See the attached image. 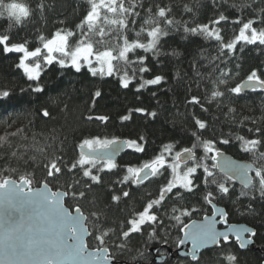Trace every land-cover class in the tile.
I'll list each match as a JSON object with an SVG mask.
<instances>
[{"label": "trees", "instance_id": "16d2710c", "mask_svg": "<svg viewBox=\"0 0 264 264\" xmlns=\"http://www.w3.org/2000/svg\"><path fill=\"white\" fill-rule=\"evenodd\" d=\"M5 2L23 3L33 10L20 24L10 21L7 14L0 16V35H9L10 43H20L23 38H27L29 50H34L37 46L42 48L39 36L50 39L60 29L77 33L69 38L70 45L75 46L79 39L77 25L89 7L86 0ZM41 2L45 5L42 13L37 7ZM143 4L145 9L151 6L153 12L156 11V5L170 6L169 15L181 24L187 22L189 27L207 24L210 30L219 29L224 43L239 35L243 22L264 16V0H227V3L216 0L215 5L213 0H143ZM242 5L250 6L241 8ZM141 12L143 16V10ZM220 14L227 16L228 21L221 22L220 25L212 24L211 21ZM237 19L241 23H232ZM141 22L137 19V30ZM10 24L14 26L10 27ZM253 27L259 29L264 24L257 20ZM183 35L181 29L163 38L161 50L169 53L168 55L153 58L151 54H147L145 66L150 71L142 74L143 79L162 75L165 81L160 85L146 86L139 92L136 89L143 82L140 74L132 79L128 88H122L119 74L110 77H101L99 74L92 76L85 66L77 73L72 68L61 69L54 63L43 66L41 72L40 83L45 91L33 94L29 89L35 82L29 81L23 69L18 67L23 54H5L0 46V91L10 92V97L0 102V137H5L9 142L0 147V175H10L17 181L21 175H29L33 180L32 187L40 186L47 179L53 191H67L69 184L75 185L74 191H85L86 196L82 199L67 197L65 205L69 209L79 206L88 218L86 224L92 232L87 240L88 247H97L99 242L94 239L99 234L97 229L100 232L109 230L106 244L110 253L115 254L116 260L129 264H154L153 256L147 252L151 247L166 246L171 250L176 249L183 225L173 219L174 215L181 216L184 210L197 209L190 216H181L187 224L211 213L209 204L202 198L205 193L202 183L204 173L199 168L193 177L194 183L199 185L195 195L184 193L183 199H177L174 193L183 192V189H174L172 194H166L164 201L160 205H154L151 210L157 216V221L143 224L140 232L132 233L123 241L124 247H114V244L121 243V226L123 225V230H129V221L136 219L148 203L159 199L160 188L174 178L169 166L175 162L177 152H182L186 147L192 148L196 143V137L192 133L198 131L195 124L197 119L206 124V128L199 133L201 138L212 141L220 151L237 160L252 162L251 155L242 150L238 136L246 139L261 138L259 151L264 152V90L241 93L239 96L229 92L230 88L247 80L252 71H256L264 79V45H244L241 41L231 54L225 49V55L221 57L220 42L214 38L190 36L185 40ZM131 36L132 34L130 38ZM90 38L93 41L100 39L95 35ZM173 49L179 53L178 56L170 54ZM137 54L145 55L142 50H137ZM131 58L135 59L136 56L131 55ZM33 62L32 59L28 61L30 65ZM221 71L228 75L221 77ZM197 72L201 75L198 76ZM220 78L226 82L219 84ZM21 89L25 91L22 92ZM97 90L101 92L100 97L94 96ZM214 90L223 92V95L212 99L211 92ZM192 96H197L201 103L189 104L187 101ZM138 108H143L145 112H137ZM45 109L50 113L48 117L42 115ZM151 112L157 113L155 118L148 115ZM89 116L93 119L89 120ZM96 116L108 119L100 121L95 119ZM124 116L129 119L123 120ZM257 128L260 129L259 134L255 131ZM13 133L16 135H12ZM113 138L136 140L144 151L138 153L127 148L116 160L117 168L111 172L105 169L99 173L102 183L92 185L89 191L84 185L90 181L82 176V169L79 166L72 172L67 169L79 160V145L84 140ZM221 139H228L229 143L220 144ZM166 146H171V151ZM40 149L43 151H39ZM13 152L16 153L15 157L12 156ZM194 152L197 159L211 166L212 161L204 158L206 155L211 156V153L206 154L202 146L195 148ZM161 154L166 166L160 169V175L151 177L142 184H133L134 177L127 172V168H140ZM57 158L62 174L58 180H53L46 177L47 169L44 165ZM260 164H264V160L258 161L257 166ZM191 165L192 161L188 166ZM96 167L101 165L97 164ZM184 167L180 166V170ZM92 171L96 174L95 168ZM213 171L219 180H224L221 173L215 169ZM124 176L130 177L126 183L123 182ZM228 186L230 195L217 199L214 203L224 208L228 224H245L255 230L254 248L241 251L236 242L230 240L226 244L221 243L218 248L201 253L196 263L174 257L167 258L162 264H229L226 259L228 255L236 257L234 264L263 263L264 199L259 197L258 192L254 194L255 198L241 195L242 187L235 183L228 182ZM212 189L215 190L214 185ZM122 191H128L129 196L123 197ZM113 194L121 197L119 203L113 202ZM174 207L179 211L174 213ZM93 213L99 214L100 219L97 220ZM111 230H115V234ZM158 253H164V250L159 249Z\"/></svg>", "mask_w": 264, "mask_h": 264}, {"label": "snow or ice", "instance_id": "6c2138e0", "mask_svg": "<svg viewBox=\"0 0 264 264\" xmlns=\"http://www.w3.org/2000/svg\"><path fill=\"white\" fill-rule=\"evenodd\" d=\"M224 2L227 3V0ZM86 3L89 7L86 15L77 25L79 39L75 46L69 43V38L77 35L72 30H57L50 39L43 35L39 36V41L44 50L43 55L40 46L34 50H29L27 38H23V42L20 43H10L9 35H0V46H2V51L5 54H23L18 67L23 69L29 81L35 82L30 85L31 93L42 94L45 91L40 83L41 72L43 66H51L54 63L59 65L61 69L72 68L77 73L81 72L86 65L92 76L99 74L101 77L105 75L110 77L119 74L122 88H128L132 79L140 74L143 82L136 89L137 92L146 86L160 85L165 81V77L162 75L143 79L142 74L150 71L145 66L146 56L151 54L153 58H157L161 55H168L169 53L161 50L162 40L164 37L181 31V29L185 40L190 36H202L205 39L214 38L220 42L219 55L221 57L225 55V49H227L228 54H231L241 41L244 45H264V27L259 29L253 27L257 20L264 24V16L258 17L257 20L249 19L247 22H243L242 27L239 28V35L234 40L224 43L219 29L212 28L210 30L207 24L189 27L187 22L181 24L180 21L175 20L169 15L170 6L156 5V11L153 12L151 6L144 8L143 0H86ZM215 3L216 0H213L214 5ZM245 6L250 5L240 7ZM37 7L42 13L45 5L41 2ZM232 7H236V5H232ZM141 10H143V16ZM186 10L191 11L190 8H186ZM32 11L23 3H6L5 0H0V16L7 14L9 20L13 21L14 24H20L24 18L30 16ZM137 19L142 21L138 30L136 28ZM228 19L227 16L220 14L211 23L220 25L221 22H226ZM232 23L239 24L241 21L237 19L233 20ZM14 24H10V27ZM130 34H132L131 38ZM92 35L98 36L100 39L93 41L90 38ZM105 37L109 39L105 40ZM113 41L115 43H112ZM97 45L104 47L100 48ZM137 50H142L145 55H138ZM56 53L59 55H54ZM130 54L135 55L136 58L132 59ZM170 54L172 56L179 55L175 49ZM29 59L34 61L33 64L25 63ZM193 67L195 68V65ZM197 75L201 74L197 72ZM220 75L225 77L228 74L221 71ZM225 82L223 78L218 80L219 84ZM258 87L264 90V79H261L256 71H252L243 84L230 88L229 92L239 96L246 88L255 91ZM21 91L25 90L21 89ZM222 95L223 92L219 90L211 92L212 99ZM94 96L100 97L101 92L97 90ZM9 97L10 92L8 90L0 91V102L6 101ZM187 102L193 105L201 103L197 96H192ZM136 111L145 112L143 108H138ZM230 111L234 110L230 109ZM42 115L48 117L50 113L45 109ZM148 115L155 118L157 113L151 112ZM88 119L91 120L93 117L89 116ZM95 119L107 121L108 118L96 116ZM122 119L127 120L129 117L124 116ZM195 124L198 131L193 132L192 135L196 137V143L193 144L192 148L186 147L182 152H177L174 157L175 163L169 166L174 178L168 180L166 185L160 188L159 199L148 203L139 214V219L129 221L131 225L129 230H123V225L121 226V243L114 244L115 248L124 247L123 241H126L132 233L140 232L141 225L146 222L155 223L157 221V216L152 214L151 210L154 205H160L164 201L166 194H172L174 189H183V192L174 193L177 199H183L184 193L195 195L199 185L194 183L193 177L199 168H202L204 173L202 183L205 193L202 198L213 206L214 214L211 218L204 217L202 222L193 220L191 224H185L181 216H190L197 211L195 208H192L191 211L184 210L181 212V216H173V219L183 225L181 231H184V239L180 243L190 241L192 245L191 251L185 255L190 256L193 261L198 260V253L202 248L209 245H220L221 241L228 243L229 232L235 235L241 248L253 243L252 239L244 238L245 234H249L251 237L256 236L255 230L247 227L229 225L228 231L217 230L215 216L219 214L221 222L226 224L227 214L223 210H219L217 213L214 201L229 196L228 182L235 183L237 180L242 186L241 195L255 198L254 194L258 192L259 197L264 199V164L257 166L258 161L264 160V152L259 151L262 139L237 137L241 141L242 150L252 157L251 163H240L227 158L219 148L215 147L212 141L201 138L199 133L206 128L204 122L197 119ZM255 131L259 134L260 129L257 128ZM12 135H16V133ZM5 143L9 142L5 137H0V147ZM219 143L227 145L229 140L221 139ZM201 146L206 154L211 153V156L206 155L204 157L212 161L211 166L202 163L195 156L194 149ZM79 148L81 150L79 160L67 170L72 172L79 166L82 169V176L90 181L84 185L89 191H91L92 185L102 183V177L99 173L104 172L105 169L111 172L117 168L116 157L125 148H132L138 153L144 151L136 140L122 141L116 138L86 139L79 145ZM166 148L171 151V146H166ZM39 151H43V149ZM12 156L15 157L16 153L13 152ZM181 160L184 161L185 167L182 171H178ZM188 161H192L191 166H188ZM97 164H100L101 167L97 168ZM85 165L89 167L85 168ZM44 166L47 169L46 177L53 178V180L59 179L62 174L59 158L51 160ZM164 167L165 160L161 154L140 168L128 167L127 172L134 177L133 184L139 185L150 177L160 175V169ZM93 168L96 169V174H93ZM213 169L218 170L223 175L224 180H219ZM253 172L255 173L254 177L251 175ZM129 179V176H124L123 182L126 183ZM32 184L33 180L29 175H21L18 181L11 178L10 175H0V264H118L115 254L110 253L106 244V238L110 234L109 230L100 232L97 229L99 234L95 235L94 239L99 243L95 250L90 251L85 241V236H92V232L86 226L88 218L79 206L75 207L74 213L65 207L66 197L71 196L73 200H79L86 196L85 191H74L75 185L73 184L68 185L67 191H53L49 187L47 179L39 188H33ZM76 184L78 185L79 181ZM213 185L215 190L212 189ZM122 195L128 197L129 192L122 191ZM120 199L119 195L113 194V202L119 203ZM176 211L179 209L174 207L173 212ZM92 215L97 220L100 219L99 214L93 213ZM111 231L115 234V230ZM226 259L229 264H234L236 261L234 255H228Z\"/></svg>", "mask_w": 264, "mask_h": 264}, {"label": "water", "instance_id": "95a60500", "mask_svg": "<svg viewBox=\"0 0 264 264\" xmlns=\"http://www.w3.org/2000/svg\"><path fill=\"white\" fill-rule=\"evenodd\" d=\"M245 81H246V80H245ZM245 81H243L241 84H243ZM255 91H263V90L260 89V88L258 87ZM249 92H252V90H251L250 88H246V89L243 90L242 93H249ZM119 140H120V139H119ZM122 141H124V140H122ZM126 150H127V148H125L124 151H122V152L116 157V160H117V159H118V158H119V157H120V156H121ZM85 151H87V149H85ZM222 152H223V151H222ZM223 153H224V155H225L227 158H229V159L235 160V161L240 162V163H249V162H247V161L237 160V159L233 158L232 156H230L229 154H227V153H225V152H223ZM189 162H191V161H188V163H189ZM180 165H185L183 160H181ZM217 171H218V170H217ZM254 174H255L254 172L251 173L252 176H253ZM150 178H151V177H150ZM150 178H149V179H150ZM146 181H147V180H146ZM144 182H145V181H144ZM235 184L238 185V186H241V184L239 183L238 180L235 182ZM41 186H42V184H41L40 186H38V187H33V188H39V187H41ZM49 187H50V186H49ZM241 187H242V186H241ZM66 199H67V197L65 198V200H66ZM64 203H65V201H64ZM65 207H67V206L65 205ZM209 207H210V209H211L212 214L209 215V216H207V217L211 218V217L213 216V214H214V210H213V206H212L211 204H209ZM67 208H68V207H67ZM68 209H69V208H68ZM74 209H75V208H74ZM74 209H72V210L69 209V210L72 211V212L74 213ZM219 210H223V211L225 212L224 208L219 207V206H216V211H217V213L219 212ZM225 213H226V212H225ZM84 215H85V214H84ZM85 216H86V215H85ZM204 217H206V216H204ZM204 217H203L202 219H200V220H195V221H197V222H202V221L204 220ZM226 218H227V216H226ZM215 219H216V221H217V223H216V228H217L218 231H221V232H223V231H228V226H229V225H236L237 227H247V228H249V229H252V228L248 227V226L245 225V224H228V223L225 224V223L221 222V217H220L219 214H217V215L215 216ZM192 221H193V220H192ZM192 221L188 222L187 224H191ZM86 226H87V225H86ZM221 227H222V228H221ZM87 228H88V227H87ZM88 230H89V229H88ZM252 230H253V229H252ZM89 237H90V236H85V241H86V243H87V240H88ZM244 238H246V239L250 238V239L253 240L254 237L249 236V234H245ZM182 239H184V231H181V238H180L179 243H178V245H177V247H176L175 250H171V249H169V248L166 247V246H161V247H159V248H155V247H154V248H153V247L149 248V249L147 250V252H148L151 256H153L152 263H154V264H162V263L166 260L167 257H168V258H174V257H177V258H181V259H188L191 263H196V262L199 260V257H200V254H201V253H203L204 251H207V250H211V249L218 248V247L220 246V245H209V246L206 247V248H202V249L199 251V253H198V260L193 261V260L191 259L190 256L185 255V253H188V252L191 251V247H192L191 242H190V241H186L185 243L181 244L180 241H181ZM230 240L235 241L236 244H237L238 249L241 250V251H245V250H247V249H252V248H254V241H253L252 244L247 245V246L244 247V248H241L239 242L237 241V239H236V237H235V235H234L233 233H231V232H229V240H228V242H229ZM221 242H223V241H221ZM223 243H224V242H223ZM159 249H166V250H167V255H166V256L157 255L156 252H157ZM89 250L92 251V250H95V249H90V248H89ZM255 250L257 251L258 249H255ZM116 261L118 262V264H129V263H127V262H123V261H118V260H116ZM137 264H138V263H137ZM262 264H264V261H263Z\"/></svg>", "mask_w": 264, "mask_h": 264}, {"label": "flooded vegetation", "instance_id": "af4514ba", "mask_svg": "<svg viewBox=\"0 0 264 264\" xmlns=\"http://www.w3.org/2000/svg\"><path fill=\"white\" fill-rule=\"evenodd\" d=\"M165 166H166V164H165ZM212 214V212L209 214V215H211ZM209 215H206V216H209ZM142 226V225H141ZM222 228V227H221ZM181 232V231H180ZM180 238H181V234H180ZM180 238H179V240H180ZM179 240H178V242H177V244L176 245H178V243H179ZM221 243H223V242H221ZM224 244H226V243H224ZM177 247V246H176ZM162 250H164V253H158V251L156 252V254H158V255H161V256H166L167 255V250L166 249H162ZM175 250V249H174ZM168 258V257H167ZM166 258V259H167Z\"/></svg>", "mask_w": 264, "mask_h": 264}, {"label": "rangeland", "instance_id": "374dc122", "mask_svg": "<svg viewBox=\"0 0 264 264\" xmlns=\"http://www.w3.org/2000/svg\"><path fill=\"white\" fill-rule=\"evenodd\" d=\"M57 54H58V53H57ZM54 55H55V54H54ZM21 58H22V57H21ZM28 61H29V60L25 61V63H26V64H29ZM29 65H30V64H29ZM85 67H87V66L85 65ZM174 163H175V162H174ZM172 164H173V163H172ZM182 170H183V169H182ZM182 170H178V171H182ZM136 219H139V215L137 216Z\"/></svg>", "mask_w": 264, "mask_h": 264}]
</instances>
